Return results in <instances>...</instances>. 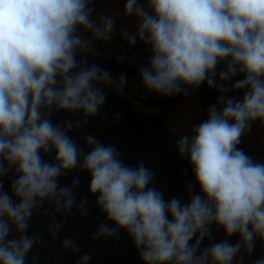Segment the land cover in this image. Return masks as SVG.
Masks as SVG:
<instances>
[{
	"label": "clouds",
	"instance_id": "9594fccd",
	"mask_svg": "<svg viewBox=\"0 0 264 264\" xmlns=\"http://www.w3.org/2000/svg\"><path fill=\"white\" fill-rule=\"evenodd\" d=\"M92 4L0 0V177L15 169L11 191L19 200L15 203L0 181V264H26L28 253L42 243L29 236L28 229L43 203L65 214L76 205L73 189L79 180L60 187L58 177L77 167L90 174L89 192L98 194L97 206L115 225L101 224L94 239L124 229L143 264H233L237 256L251 255L257 240L264 244V162H255L238 145L254 122L264 123V0L124 4L125 15L137 19L136 31L125 33L128 43L140 40L150 46L148 66L140 68L148 91L172 96L205 81L215 88L217 65L225 61L220 81L244 77L231 89L221 84L208 118L177 143L200 188L186 204L179 198L166 201L162 192L148 187L154 174L142 162L137 167L124 164L115 146H105L92 135L85 137L91 151L84 154L66 134L73 122L66 121L62 128L48 118L54 109L95 116L106 100L98 84L118 90L127 84L124 74L114 80L98 64L77 61V53L89 49L82 30L104 41L113 33L112 15L97 22ZM232 90H244L242 99L226 98ZM217 105H223L222 110ZM53 150L55 163L46 162L41 153ZM192 188L189 184V193ZM86 203L85 198L76 205L82 215L87 214ZM213 225L227 237L238 234L240 240L201 250ZM61 229L58 222L50 225L53 238ZM13 230L18 238L8 239ZM62 246L81 251L70 238ZM90 260L86 253L79 264ZM254 264H264V256Z\"/></svg>",
	"mask_w": 264,
	"mask_h": 264
},
{
	"label": "rangeland",
	"instance_id": "374dc122",
	"mask_svg": "<svg viewBox=\"0 0 264 264\" xmlns=\"http://www.w3.org/2000/svg\"><path fill=\"white\" fill-rule=\"evenodd\" d=\"M126 0H93L92 7L93 19L99 22L100 16L112 15L115 23L111 39L108 41L97 40L91 32L81 31L85 39L89 41L87 52H78L77 61L79 64L87 62V66L98 64L104 69L105 62L111 61L118 49L129 45L125 33H134L137 29V19L124 13V4ZM146 3V0H141ZM137 43L150 51V46L143 41L137 40ZM118 77L116 78V80ZM127 82L133 84L137 89L145 91L147 94L156 95V92L148 91L136 75L127 77ZM98 87L103 89L106 95L105 103L100 107L95 116L85 117L82 112H67L64 110H53L50 119L54 125L63 128L66 121H72L74 127L67 131V135L75 142L84 154L91 151V148L85 143V137L94 136L105 146L113 145L121 154L120 158L123 163L130 167H137L141 162L145 167L153 172V178L148 187L155 188L164 195L166 201L172 198H179L182 204L190 202L191 196L200 194L199 185L195 182L192 165L186 157H181L178 152L177 143L179 140L172 136L182 138L187 135L192 136L194 126L204 122L205 118H200L196 111H187L184 115L169 113L166 116V127L170 133L158 128L147 127V122L133 121L126 111L117 109L111 98L107 97L106 86L102 83ZM114 92H119L115 86H110ZM208 90L207 81L201 83L198 88L187 87V92H182L186 97L197 95V93ZM159 93H157L158 95ZM244 93H235L232 95L236 100H241ZM161 95V94H160ZM162 96V95H161ZM134 111L140 112L146 116H163L161 107H149L144 103L135 100ZM118 115V118L117 117ZM86 123H83L84 121ZM80 121V124H77ZM238 148L252 157L255 162H264V123L256 121L251 125L249 131L241 137V143ZM83 159V156L80 158ZM71 184L74 179L79 180L75 187L90 184V174L81 170L79 167L74 169L69 175ZM192 184L193 188L189 193L188 185ZM70 186V185H69ZM98 194H95L97 196ZM41 206L34 212L30 218L29 236H36L42 240V243L34 246L26 257V264H79L84 254H90L89 264H143L139 256V250L134 246L132 238L124 229H118L116 235L109 238L94 239L101 224H109L115 227L109 221L104 213H87L86 215L73 213H54L50 209L42 212ZM58 221L62 226H70L73 222H91L92 228H88V242L79 244L81 251L73 252L72 249H64L61 241L49 240L46 229L49 221ZM38 222L43 226L41 236L36 235ZM47 224V225H46ZM51 225V224H50ZM49 225V227H50ZM45 227V228H44ZM69 228L65 227L66 238H69ZM18 238L13 230L10 232L8 239ZM197 237H193L190 244H194ZM227 240L235 244L240 240L238 234L227 237L222 228L212 226L211 236L206 237L200 245L204 247L214 245L217 242ZM264 256V244L257 240L255 250L251 255L244 254L237 256L233 264H239L242 259L243 264H254V262ZM35 258V259H34Z\"/></svg>",
	"mask_w": 264,
	"mask_h": 264
},
{
	"label": "trees",
	"instance_id": "16d2710c",
	"mask_svg": "<svg viewBox=\"0 0 264 264\" xmlns=\"http://www.w3.org/2000/svg\"><path fill=\"white\" fill-rule=\"evenodd\" d=\"M127 48L126 52H123V49ZM124 48L117 50L115 57L104 64V70L109 72L113 79L119 78L121 74H124L127 77L136 75L139 80L142 82L140 75V68L148 66V62L151 56V52L136 43L135 45H128ZM226 70V61L221 62L217 65V87L210 88L207 91H204L201 94L200 99L198 100L200 104L208 109L211 105L216 104L218 97L221 93L218 91V88L221 84H224L226 88L231 89L232 85L243 79V74H239L232 78V80L227 82H222L218 79V74L221 71ZM235 93H244V90H232L225 93V97H232ZM132 99L138 100L149 107H156L159 103L158 98L155 95H149L145 91L137 89L133 84L127 82L126 86L119 92L112 93V100L115 106L119 109H122L127 112L129 117L136 121L142 122L143 120L147 122V126L150 128H158L162 131L169 132L166 127V119L164 116H145L139 112L133 110L134 104ZM185 95L181 92L172 96L162 95V106L165 110H173L179 101L185 100ZM223 105H217L218 111L222 110ZM143 119V120H142Z\"/></svg>",
	"mask_w": 264,
	"mask_h": 264
},
{
	"label": "crops",
	"instance_id": "0c3cea01",
	"mask_svg": "<svg viewBox=\"0 0 264 264\" xmlns=\"http://www.w3.org/2000/svg\"><path fill=\"white\" fill-rule=\"evenodd\" d=\"M114 80H116V79H114ZM105 90H106V93H107V97H109V98L112 99L113 90L110 89V86H106V89ZM204 91H206V90L203 89V91L197 93V95H190L189 97H186V95H185V98L186 99L185 100H182V101H179L177 103L176 107L173 110H165L163 108V106H162V96L160 94L157 95V93H156L155 96L159 100V103L157 104V106L161 107L162 112H163L162 114L165 117V119H166V116L169 113H177L178 112L179 114L184 115L187 111L192 110V111H196L197 112V115L200 118H203L205 120V118L208 116V109H205L200 104V102L198 101L200 99V97H201V94ZM131 100H132V102L134 104V107H135V103H134L135 99H132L131 98ZM113 104H114V102H113ZM114 106H115V104H114ZM134 107H133V110H134ZM152 108H155V107H152ZM117 109H119V108H117ZM48 118L50 119V117H48ZM166 122H167V120H166ZM172 137L174 139L180 140V138H177L175 136H172ZM41 155H42L43 159L46 162L55 163V160H54L55 151L54 150L53 151H50L49 153H46V154L45 153H41ZM72 171L73 170L68 171V172H65L60 177H58V183H59L60 187L69 186V185L71 186L72 185L68 181V180H71L69 178V175L71 174ZM15 178H16L15 169H13L6 176L0 177V181L3 182V191H6V192H8V194L10 196H13V200H14L15 203H19V200L13 195V193L11 191V183H12V181ZM73 194L75 196L76 205H79V203H80L81 200H83L85 198L87 199V203L85 205V208L87 210V213H91V214H94V213H97V212H100L101 213V210L97 206V203H96L97 196L94 197L95 194H91L89 192V184H86L85 187L84 186H81L79 189L74 188L73 189ZM76 205L73 206V208L71 209V211H73V213L81 214V210ZM41 206H43L42 207L43 209H41L42 212H47L51 208L50 209L51 212L57 213L55 211L54 204H49V203L45 202ZM34 212L39 213L40 210H38V211L35 210ZM57 214H60V213H57ZM53 222L54 221H51L50 220L47 224L50 225ZM55 222H58V221H55ZM35 223L37 224V227L36 226L34 227L35 230L37 231V233H35V234L38 235V236H41L43 226L40 225L38 222H35ZM29 224H31L30 221H29ZM49 225H48V230L46 229L47 238L49 240H56V241L59 240V241H61V239L62 240L66 239L65 227H68L69 228L68 229L69 230L68 237L70 239H72L75 242L76 245L83 244V243L85 244V243L88 242V239H87L88 238V235H87L88 228L89 227L92 228L91 222H89V223L87 221L84 222V223L73 222V224H71L70 226H62V229L58 232V234L55 236V238H53V236H52V234L50 232ZM28 231H29V229H28ZM28 235H29V233H28Z\"/></svg>",
	"mask_w": 264,
	"mask_h": 264
},
{
	"label": "built area",
	"instance_id": "2783aa9c",
	"mask_svg": "<svg viewBox=\"0 0 264 264\" xmlns=\"http://www.w3.org/2000/svg\"><path fill=\"white\" fill-rule=\"evenodd\" d=\"M127 50H128L127 48H124V49H123V52H126Z\"/></svg>",
	"mask_w": 264,
	"mask_h": 264
}]
</instances>
